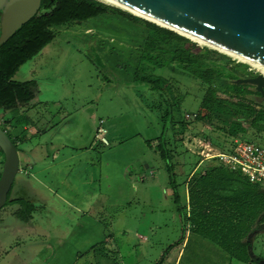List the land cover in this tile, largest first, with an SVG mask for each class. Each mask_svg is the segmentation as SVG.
I'll list each match as a JSON object with an SVG mask.
<instances>
[{
  "label": "rangeland",
  "instance_id": "374dc122",
  "mask_svg": "<svg viewBox=\"0 0 264 264\" xmlns=\"http://www.w3.org/2000/svg\"><path fill=\"white\" fill-rule=\"evenodd\" d=\"M96 1L117 7L102 0ZM117 18L118 15L109 13L98 20L90 19L71 26L57 27L59 36L36 57L22 65L16 73L14 80L20 82L34 80L36 83L25 92L29 97L24 96L18 101V106L23 109L18 112L16 118L10 110L0 108V128L6 131L9 138L11 132L7 128L16 130L22 136V126L30 127L33 122L36 123L40 114L48 118L51 114L58 115V107L62 106L61 113L63 110L74 113L76 109L74 122L78 124L85 118L88 120L86 112L92 117L95 115L105 119L103 121L109 129L108 139H113L114 145H117V142L123 144L122 148L117 147L121 150L116 148L111 155L106 152V159L113 157L119 158L120 162H126L129 160L130 152L132 162L126 167V175L130 182L131 202L125 205L123 203L125 198H122V205L102 208L100 216L104 215L108 227L106 236L113 237V243L108 245L102 243L105 249L97 259L98 264H175L176 259V264H237L235 260H231L233 259L231 255H235L237 251L231 249L227 252L221 245V237L232 235L230 229L232 224L230 220L217 221L216 218L231 215L236 201L237 204H241L242 210L251 206L254 211L252 204H257L261 200L264 204V194L261 195L260 191L264 188L259 185V189H252V184H247L240 176L225 171L226 174L222 178L225 177L234 184V190L230 186L220 188L219 194L216 192L215 197L209 202L207 199L205 201L194 198L190 204L188 199L185 201L183 191L186 190L188 194L192 188L180 185L179 192L182 198L180 205L175 206L166 168L160 156L157 153L153 154V150H150L145 143V140H156L158 135L157 125L147 113V101H142L140 94L137 93L139 88L125 81L122 82V76L118 72L111 70L112 74L109 71V68L120 60V48L127 50L138 46L134 38L125 32L121 35L100 31L98 25ZM111 26L113 27V22ZM116 29L118 30L117 24ZM195 43L200 47L215 50ZM110 51H115V55H110ZM215 51L240 64L237 73L243 78L253 77L259 73V70L250 64L233 59L218 50ZM103 64L107 68H101L100 65ZM215 65L228 68L232 66L225 59L215 62ZM140 71L150 74L151 67L143 64ZM165 76L168 77L170 74L165 73ZM177 80L182 83L184 90L182 112L190 116L186 117L191 126L184 134L185 142H191L195 137H202L210 139L218 149H228L233 146L235 140L243 139L257 142L264 147V134L254 135L239 124V120L248 116L251 111H256L259 104L253 100L230 101L220 90L219 83L205 87L180 76H177ZM166 83V80H163L161 87ZM250 88L253 90L252 86L248 87ZM231 89H234V86ZM94 119L95 117L90 120L94 121ZM51 120L52 118L49 119L51 124H55ZM77 129L78 127L72 125L71 128H66L60 124L57 132L71 134L67 142L75 149H81L87 142L78 141L75 134ZM88 131L89 129L85 133L87 134ZM183 150H185L184 145L182 144L181 148L178 145V152L181 154L175 160V171L179 183L183 180L180 174L189 173L199 161V158L191 153L183 154ZM66 153L69 152L66 150ZM75 153L82 152L76 150ZM96 155L95 151L92 154L91 152L85 154L84 163L94 162ZM2 158L3 155L0 154V161ZM177 161L182 162L183 166L177 164ZM1 169L2 165L0 171ZM87 169L86 173L91 174L92 177L95 178L94 173L99 176L98 167L94 170ZM109 172L110 175L113 174L112 171ZM81 182L83 181L77 178L70 183L73 187L83 188L84 183L76 185ZM206 182L207 184L215 182L217 187L224 183L211 177ZM85 193L93 192L73 190L68 192L69 199L76 203L75 200L81 199L79 197L81 194L84 198ZM233 195L234 197L231 198ZM217 201L223 204L222 208L215 207ZM214 207L218 209V213ZM178 208H182V212H178ZM151 226L156 228L151 231ZM225 227L229 229L228 233L225 232ZM263 227L264 225H258L255 230H263ZM242 229L243 225H241ZM233 235L239 237V232L236 231ZM138 238L147 239L148 242ZM253 243L254 255L261 257L260 249H264L263 237L258 236ZM167 249L169 253L165 258L163 255ZM244 255L248 264H256L250 261L248 251Z\"/></svg>",
  "mask_w": 264,
  "mask_h": 264
},
{
  "label": "trees",
  "instance_id": "16d2710c",
  "mask_svg": "<svg viewBox=\"0 0 264 264\" xmlns=\"http://www.w3.org/2000/svg\"><path fill=\"white\" fill-rule=\"evenodd\" d=\"M109 13L115 16L118 15V18L111 20L109 23L104 22L98 25L100 31L121 35H124L123 33L125 32L138 43L136 48L127 50L120 48V60L112 68H109V71L118 72L122 76V82L125 81L129 85L133 84L136 88H139L137 93L140 94L142 101H147V113L152 116V122L157 125L158 135L156 140H145V143L150 150L157 152L163 161L169 185L173 192V202L175 206H179L182 198L179 186L186 185L190 189L191 185L189 184L192 182L193 176L189 179V175L182 174L180 176L186 177V180L179 183L177 181L178 175L175 171V160L181 154L178 152V145L180 148L182 147L184 134L191 126L190 122H187L189 120L185 118L188 113L184 114L181 109L184 90L182 89V83L177 80V76L205 87L219 83L220 90L230 101H248L249 99L245 96L251 94L250 90H248L249 85H234L231 83L237 79H244L241 74L237 73V68L240 64L232 59L215 50L200 47L192 40L133 15L128 11L105 5L96 0H42L39 13L24 24L7 42L0 45V108L10 110L14 114V118H16L19 112L18 101L24 96L26 98L29 97L25 95V92L32 85H35L36 82L34 80L20 82L14 80V77L22 65L36 57L59 36L60 33L56 30L57 27L71 26L90 19L98 20ZM112 22L113 27L111 26ZM116 24L118 30L116 29ZM113 28L115 31L112 32ZM109 53L112 56L115 55V51H110ZM222 59L231 63L232 66L228 68L215 65V62ZM143 64L151 67L150 74L140 71V67ZM100 66L101 68H107L104 64ZM165 73H169L170 76L166 77ZM163 80H166L167 83L164 87H161ZM106 82L108 83V79ZM232 86H234V89H231ZM239 124L254 135H263L264 108L251 111L248 116L239 120ZM182 153L186 154L189 152L185 149ZM0 154L3 155L1 151ZM198 162H196L197 166ZM2 164L3 158L0 161V165ZM217 167L210 161H206L203 164V168L206 169ZM198 176L196 175L197 179L199 178ZM210 177L217 178L223 182L222 175H210L209 173L203 175L200 183H197L196 192L192 189L188 191V194L187 192L184 193L185 201L188 199V202L192 204L193 199L197 195V200L201 198L205 201L207 199V202H209L210 199L215 197L216 192L219 194L218 189L220 188L230 186L234 190L235 185L230 182L221 183L218 187L215 182L207 184L206 180ZM240 178L243 182L249 184L243 177L240 176ZM251 188L259 189V186L254 184ZM233 197L234 195L231 198ZM8 202L9 195L5 206ZM217 204L218 201L215 207H223V204L220 206ZM240 205L236 201L231 215H222L221 218H216L217 221L230 220L232 235L230 237H221V245L227 252L235 249L237 252L231 257L237 259L242 258V253L243 255L247 253L250 244L249 242L243 244L241 242L242 237H236L233 234L236 231L241 232V225H243V233H247V235L251 233L256 217L260 216L262 212L264 220V204L263 208L258 207L257 204H252L254 211L251 206L246 205L248 206L246 208L248 223L235 222L234 220L238 218V214L240 215L239 210H242L239 208ZM215 210L218 213V209L215 208ZM177 211L182 212V208H178ZM243 214H245V211H243ZM225 232H229L227 227H225ZM168 249L164 252L163 256L165 258L168 257ZM263 259L262 257H255L250 258V261L259 264V261Z\"/></svg>",
  "mask_w": 264,
  "mask_h": 264
},
{
  "label": "crops",
  "instance_id": "0c3cea01",
  "mask_svg": "<svg viewBox=\"0 0 264 264\" xmlns=\"http://www.w3.org/2000/svg\"><path fill=\"white\" fill-rule=\"evenodd\" d=\"M37 87L39 89L38 85ZM22 109L19 107V112ZM62 109V106L58 107V115L51 114L49 118L40 114L36 123L33 122L30 127L22 126V136L16 130L7 128L11 132L10 139L17 148L19 171L9 194V202L0 210V264H98L97 259L105 249L102 243L105 245L113 243V237L106 236L108 227L104 215L100 216L102 208L111 205L120 206L122 198H125L123 202L125 205L131 202L130 182L126 175V167L132 162L130 152L129 160L126 162H120L119 158L113 157L106 159V152L113 151L117 147L122 148L123 144L117 142L118 144L114 145V140L109 139L110 144L106 147L97 141L95 138L97 122L105 119L94 115L95 119L91 121L90 119L94 117L86 112L88 120L85 118L78 124L74 122L76 109L74 113L68 110H63L61 113ZM50 118L55 124H51ZM60 124L66 128H71V125L78 127L75 134L79 142L86 140L85 147L75 149L70 145L67 140L71 134L57 132ZM87 127L89 131L86 134ZM66 150L69 153H66ZM76 150L82 153H75ZM117 150L121 149L117 148ZM94 151L97 154L95 161L84 163V155L90 152L92 154ZM155 153L157 152L153 151V154ZM177 164L183 166L182 162L177 161ZM203 164L205 162L200 161L198 166L195 165L189 173L186 172L189 179L193 176L189 185L195 192L201 176L208 173L224 176L225 171H228L217 162H213V165L218 166L217 168L206 169L203 168ZM96 167L99 176L94 173V178L86 173L87 168L94 170ZM109 171L113 174L110 175ZM196 175H199L198 179ZM77 178L83 182L76 185L84 183L83 188L73 187L70 183ZM182 178L181 182L185 180V177ZM223 182L229 181L224 177ZM73 190L76 192L91 190L93 193H85L84 198L81 194L79 196L81 199H76L74 203L69 199L68 194ZM260 191L263 195L264 189ZM217 205H221L220 201ZM257 205L263 208L262 200L257 202ZM239 211L240 215L238 214V218L234 221L248 223L247 211ZM94 213L96 214L93 215ZM262 214L256 217L251 229L252 234L247 235L242 230L239 233L243 244L248 242L249 236L251 237L253 249L255 238L260 236L264 239V230L254 232L258 225L264 223ZM155 228L151 226V231ZM138 239L148 242L147 239ZM134 251L136 252V249ZM260 253L264 256V249H260ZM255 257L259 256L255 255ZM231 260H235L237 264H248L243 253L241 259Z\"/></svg>",
  "mask_w": 264,
  "mask_h": 264
},
{
  "label": "water",
  "instance_id": "95a60500",
  "mask_svg": "<svg viewBox=\"0 0 264 264\" xmlns=\"http://www.w3.org/2000/svg\"><path fill=\"white\" fill-rule=\"evenodd\" d=\"M133 15L264 70V0H108ZM41 0H0V45L33 18ZM264 98V74L237 79ZM0 210L19 171L17 148L0 128ZM109 155L112 151L108 152ZM112 158V157H111ZM248 253L255 258L252 241ZM264 264V259L259 261Z\"/></svg>",
  "mask_w": 264,
  "mask_h": 264
},
{
  "label": "built area",
  "instance_id": "2783aa9c",
  "mask_svg": "<svg viewBox=\"0 0 264 264\" xmlns=\"http://www.w3.org/2000/svg\"><path fill=\"white\" fill-rule=\"evenodd\" d=\"M186 117L190 116L186 114ZM95 138L104 146L110 144L108 128L101 119L97 122ZM185 140L186 136L183 139L185 149L201 162H217L224 169L240 174L248 183L264 187V147L257 142L239 139L231 148L218 149L202 137H195L191 142Z\"/></svg>",
  "mask_w": 264,
  "mask_h": 264
},
{
  "label": "flooded vegetation",
  "instance_id": "af4514ba",
  "mask_svg": "<svg viewBox=\"0 0 264 264\" xmlns=\"http://www.w3.org/2000/svg\"><path fill=\"white\" fill-rule=\"evenodd\" d=\"M41 4H42V0H41V3H40V7H41ZM39 11H40V8H39V10H38V12L37 13H39ZM36 13V14H37ZM42 13V12H41ZM0 15H1V12H0ZM259 75V73L256 75V76H258ZM256 76H253V77H256ZM253 77H251V78H253ZM250 87V86H249ZM252 88H253V90H251V88L250 89H248V90H250V92H251V94L250 95H246L245 97L247 98V99H249V100H253V101H255V103H257V104H259L260 106H259V108L257 109V110H259V109H261V108H264V98H261L260 97V93H258L257 91H256V87L255 86H252ZM253 93V94H252ZM250 97H251V99H250ZM261 225H264V223L263 224H261ZM263 230H264V227H263ZM263 230H254V232H256V233H258V232H260V231H263ZM252 234V233H251ZM252 241V239H251V237L249 236V238H248V241Z\"/></svg>",
  "mask_w": 264,
  "mask_h": 264
},
{
  "label": "bare ground",
  "instance_id": "6f19581e",
  "mask_svg": "<svg viewBox=\"0 0 264 264\" xmlns=\"http://www.w3.org/2000/svg\"><path fill=\"white\" fill-rule=\"evenodd\" d=\"M102 1H104V2H106V3H109V4H111V5H114V6H116L115 4H113V3H111L110 1H108V0H102ZM118 7V6H117ZM120 8V7H119ZM122 9V8H121ZM192 40V39H191ZM192 41H194V40H192ZM196 42V41H195ZM198 44H200V45H203V46H206V45H204V44H201V43H199V42H197ZM208 47V46H207ZM211 48V47H210ZM222 53V52H221ZM223 54H225V53H223ZM227 55V54H226ZM229 56V55H228ZM229 57H232V56H229ZM233 59H236V60H238V61H240V62H243V63H246V62H244V61H241V60H239V59H237V58H234V57H232ZM247 64H249V63H247ZM251 65V64H250ZM251 66H253V67H255L256 69H258L259 70V72H261V73H263L264 74V70L263 69H261V68H258V67H256V66H254V65H251Z\"/></svg>",
  "mask_w": 264,
  "mask_h": 264
}]
</instances>
